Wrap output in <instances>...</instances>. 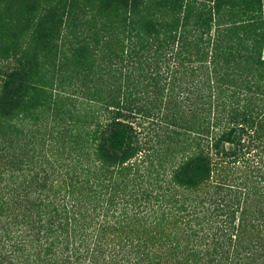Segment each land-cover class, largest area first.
Returning <instances> with one entry per match:
<instances>
[{"label": "trees", "instance_id": "obj_1", "mask_svg": "<svg viewBox=\"0 0 264 264\" xmlns=\"http://www.w3.org/2000/svg\"><path fill=\"white\" fill-rule=\"evenodd\" d=\"M81 1L86 17L80 24L72 21L78 5L69 0L52 8L50 26L37 32L52 60L62 52L55 39L74 28L81 34L68 44L75 79L94 76L100 62L120 60L127 62L133 86L159 79L167 87L148 82L153 89L142 101L129 95L100 103L86 140H73L76 164L61 172L52 168L57 187L44 201L30 204L20 192L14 163L28 155L4 156L9 165L0 167V264H264V79L253 94L252 84L208 77L205 91L189 92L200 102H188V92L175 102L181 59L146 52L152 43L161 45L159 35L175 16L156 19L159 0ZM168 1L173 12L183 7L188 21L195 1ZM223 1L214 0L217 8ZM200 10L207 19L205 5ZM96 17L105 19L101 27ZM111 31L127 42L103 35ZM206 62L209 69L213 61ZM32 63L10 72L0 86V149L19 115L39 122L49 110L63 113L60 101H74L37 86ZM255 65L264 69V60Z\"/></svg>", "mask_w": 264, "mask_h": 264}, {"label": "rangeland", "instance_id": "obj_2", "mask_svg": "<svg viewBox=\"0 0 264 264\" xmlns=\"http://www.w3.org/2000/svg\"><path fill=\"white\" fill-rule=\"evenodd\" d=\"M68 1L0 0V86L10 72L21 70L26 62H33L28 68L39 77V80H36L37 86L74 100L66 103L60 101V105L63 103L64 114L49 110L39 118V122L19 115L17 128L10 134L7 133V144L0 149V167L3 168H8L9 165L4 156L28 155L20 157L14 166L19 169L16 175L21 183L20 192L30 204L53 196L50 189L57 186L54 187L56 174H53L52 168L61 172L65 169V164H76V160L71 157L79 152L73 140H86L85 133L89 132L88 126L95 116L97 106H101L103 102L109 103L113 96L127 100L131 95V98L142 101L146 93L153 89L148 88L151 82L159 84L160 89L166 90L167 87L165 81L159 79H142L137 81L138 86H133L132 76L127 75V62L120 60L110 66L100 62L96 68L94 66V76L86 80L75 79L72 74L74 67L68 59V44L81 34L77 33L71 24L72 29L67 31L66 28L61 37L55 39L62 52L57 54L56 60L53 61L50 51L39 39L37 32L40 27L46 29L50 26L48 16L52 8L60 9L67 5ZM74 1L78 6L75 7L72 21L80 24L86 17L81 11L84 1ZM186 1L183 0L182 5H185ZM194 1L186 21L183 19V7L173 12L171 1L159 0L161 10H155V18L170 21L171 17L175 16V22L161 31V45L158 47L156 42L152 43L146 51L150 56L155 54L161 59L171 55H177L176 58L181 59L183 68L175 76V85L182 89H175V102L184 100L186 92L189 95L187 98L190 99L188 102H200L198 96L189 92L205 91L208 77H224L227 83L236 79V83L241 87L252 84L253 94L261 91H256L254 84H261V79H264V69L255 65L256 59L264 60V0H224L218 8L214 0ZM199 3H203L209 11L207 19L206 15L201 13L200 8L203 5H198ZM103 8L114 13L118 9L116 5H105ZM89 9L92 12L97 11L98 5ZM62 17L69 25L70 20L65 19L63 15ZM101 21L103 23L98 27L104 24L105 19L96 17V22ZM103 35L108 36L109 40L119 38L127 42L126 37L114 31L105 32ZM211 60L213 64L208 69L206 61ZM132 75L136 80L137 72L134 71ZM130 87L138 88L135 91ZM177 114L180 117L186 116L185 112ZM82 146V152L90 154V146ZM43 170H46V173ZM43 177L48 182H45ZM31 211L40 214L36 208H31Z\"/></svg>", "mask_w": 264, "mask_h": 264}]
</instances>
